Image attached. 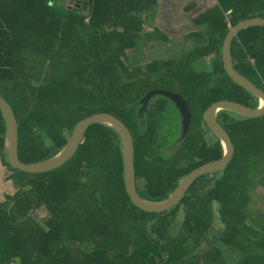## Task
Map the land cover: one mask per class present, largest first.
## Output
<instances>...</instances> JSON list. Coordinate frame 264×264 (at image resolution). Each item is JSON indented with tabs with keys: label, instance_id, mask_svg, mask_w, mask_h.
I'll return each instance as SVG.
<instances>
[{
	"label": "trees",
	"instance_id": "trees-1",
	"mask_svg": "<svg viewBox=\"0 0 264 264\" xmlns=\"http://www.w3.org/2000/svg\"><path fill=\"white\" fill-rule=\"evenodd\" d=\"M157 2L0 0V95L15 114L22 162L45 160L79 121L101 112L129 129L136 189L146 201L166 200L189 171L222 157L203 114L222 100L259 103L225 72L221 51L238 21L264 17V0H215L192 18L200 28L187 33L193 47L185 54L129 67L125 52L138 47L140 15ZM144 36L169 41L156 27ZM230 53L234 69L264 91V26L240 29ZM207 56L208 65L197 67ZM154 89L185 100L191 123L183 139L167 128L166 105L157 106L170 102L165 97H153L139 118V100ZM216 118L234 146L228 164L196 178L172 209L146 212L127 196L111 127L89 126L69 160L28 173L7 161L0 111V162L14 189L0 201V264H223L225 252L237 255L233 264H264V221L248 208L252 191L264 188V115L219 111ZM39 210L41 223L31 214ZM214 225L221 229L203 247Z\"/></svg>",
	"mask_w": 264,
	"mask_h": 264
},
{
	"label": "water",
	"instance_id": "water-1",
	"mask_svg": "<svg viewBox=\"0 0 264 264\" xmlns=\"http://www.w3.org/2000/svg\"><path fill=\"white\" fill-rule=\"evenodd\" d=\"M252 25L264 26V17H247L233 25L224 37L221 58L225 72L236 84L259 100V103H257L255 108H249L237 102L222 100L213 103L205 110L203 120L210 132L220 141L223 148V155L220 158L204 162L189 171L180 181L175 192L166 200L150 202L142 199L138 195L134 170V146L131 133L120 120L106 112L96 113L79 121L66 143L45 160L25 163L18 157V128L15 114L9 103L0 95V111L5 123V150L9 165L28 173L52 170L73 156L79 145L83 142L85 132L89 126L96 123L104 124L111 127L119 139L123 159L124 187L132 204L146 212H160L172 209L183 199L188 188L196 178L205 173L222 170L233 156L234 146L226 130L217 121L216 114L219 111H229L246 118H256L264 115V91L255 87L243 74L236 71L231 61L230 47L233 37L240 29ZM155 96L165 97L175 105L180 115V130L181 138L183 139L188 133L191 115L185 100L176 92L162 89H154L147 92L139 100V118H143L147 111L149 101Z\"/></svg>",
	"mask_w": 264,
	"mask_h": 264
},
{
	"label": "rangeland",
	"instance_id": "rangeland-1",
	"mask_svg": "<svg viewBox=\"0 0 264 264\" xmlns=\"http://www.w3.org/2000/svg\"><path fill=\"white\" fill-rule=\"evenodd\" d=\"M157 7L145 14H141L140 17L143 20L142 32H148L155 27L162 32L167 33L169 41L162 39L148 40L143 35L137 42L138 47L126 50L125 63L129 66H140L144 68L145 65L154 60H167L178 58L185 54L189 49L193 47V40L187 37V33L192 30L200 28L198 25L192 23V17L203 10V7L210 5V0H157ZM187 7H190L187 9ZM211 56H207L196 62V66H207ZM162 87V85H160ZM162 105H166L164 110V117L169 119L170 123L167 125L168 129H173L175 136L180 133L179 130V113L175 105L165 100L157 102V106L160 108ZM176 138V137H175ZM174 138V139H175ZM173 139V140H174ZM172 150H167L171 152ZM8 168L3 166L0 162V201L4 200L5 192H8V186L12 187L11 182L6 183V176H8ZM213 205L217 207V203ZM214 207V211L216 208ZM248 208L253 217L260 218L264 221V188L257 187L252 191L251 199L249 200ZM32 216L40 223L43 222L46 215L44 210H39L31 213ZM221 227L214 225L207 231V237L204 240L202 246L207 247L208 240H214ZM237 259V255L232 252H225L223 260L225 264H233Z\"/></svg>",
	"mask_w": 264,
	"mask_h": 264
},
{
	"label": "crops",
	"instance_id": "crops-1",
	"mask_svg": "<svg viewBox=\"0 0 264 264\" xmlns=\"http://www.w3.org/2000/svg\"><path fill=\"white\" fill-rule=\"evenodd\" d=\"M210 2H212L210 5H208V6H206V7H203L202 9L203 10H205L206 8H208V7H210L211 5H213L214 3H215V0H210ZM203 10H201V11H203ZM193 17H194V15H193ZM192 17V18H193ZM146 33V32H145ZM142 35L144 36V33L142 32ZM145 37V36H144ZM7 177V176H6ZM8 182H11V181H7L6 183H8ZM12 184V183H11ZM8 192L7 193H13L14 192V189L12 188V187H10V186H8ZM6 193V192H5ZM222 262H223V264H225V262H224V260H222Z\"/></svg>",
	"mask_w": 264,
	"mask_h": 264
},
{
	"label": "flooded vegetation",
	"instance_id": "flooded-vegetation-1",
	"mask_svg": "<svg viewBox=\"0 0 264 264\" xmlns=\"http://www.w3.org/2000/svg\"><path fill=\"white\" fill-rule=\"evenodd\" d=\"M181 133V132H180Z\"/></svg>",
	"mask_w": 264,
	"mask_h": 264
}]
</instances>
